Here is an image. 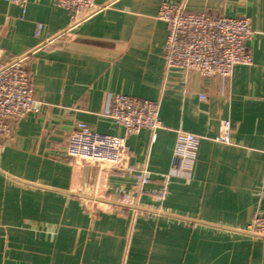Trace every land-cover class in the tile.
I'll list each match as a JSON object with an SVG mask.
<instances>
[{
	"label": "crops",
	"instance_id": "0c3cea01",
	"mask_svg": "<svg viewBox=\"0 0 264 264\" xmlns=\"http://www.w3.org/2000/svg\"><path fill=\"white\" fill-rule=\"evenodd\" d=\"M246 17L252 63L228 78L167 70L160 3ZM104 9L45 45L66 10L0 0V62L28 55L37 114L12 123L0 150V264H264L248 225L264 214V0H95ZM44 27L36 34V24ZM158 101L160 128L125 136L102 117L111 94ZM204 95V99H200ZM231 124V144L212 141ZM84 124L83 132L78 125ZM177 131L204 137L191 168L170 179ZM146 170L133 207L115 189Z\"/></svg>",
	"mask_w": 264,
	"mask_h": 264
},
{
	"label": "built area",
	"instance_id": "2783aa9c",
	"mask_svg": "<svg viewBox=\"0 0 264 264\" xmlns=\"http://www.w3.org/2000/svg\"><path fill=\"white\" fill-rule=\"evenodd\" d=\"M8 5L19 7L24 13L28 0H1ZM56 7L66 10L69 23L59 35L45 40V45L68 35L86 20L102 11V5L95 0H47ZM157 19L166 28L163 44V60L167 70L193 73L201 79L212 77L228 78L237 67L252 63L247 43L254 35L246 17H226L210 13H189L184 3L163 1L160 3ZM43 25L36 24V34L43 33ZM28 55L0 62V150L12 138V123L28 114H37L41 103L35 98L26 62ZM204 99V95H200ZM158 101H150L124 94H111L107 98L102 117L112 120L125 136L139 134L148 130L155 137L159 129ZM78 127L87 131L84 124ZM231 124L228 120L220 123L218 134L212 139L216 143L231 144ZM204 137L193 133L177 131L175 148L172 155V169L160 175L161 188L151 191L157 201H163L169 194L170 179L188 171L200 141ZM135 181L130 187L115 189L121 205L133 207L147 192L150 175L146 170L134 174ZM247 231L254 237L264 240V214L255 215Z\"/></svg>",
	"mask_w": 264,
	"mask_h": 264
}]
</instances>
